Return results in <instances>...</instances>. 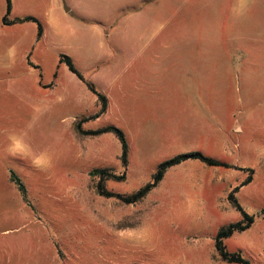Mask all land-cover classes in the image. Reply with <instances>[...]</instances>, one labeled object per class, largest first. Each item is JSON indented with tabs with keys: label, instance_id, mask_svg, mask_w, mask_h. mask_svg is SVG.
<instances>
[{
	"label": "rangeland",
	"instance_id": "obj_1",
	"mask_svg": "<svg viewBox=\"0 0 264 264\" xmlns=\"http://www.w3.org/2000/svg\"><path fill=\"white\" fill-rule=\"evenodd\" d=\"M20 4L37 23L0 35V264H227L230 193L254 222L223 245L264 264V0ZM75 124L119 129L127 167L113 134ZM192 152L227 167L183 161L134 204L98 194L129 197Z\"/></svg>",
	"mask_w": 264,
	"mask_h": 264
},
{
	"label": "trees",
	"instance_id": "obj_2",
	"mask_svg": "<svg viewBox=\"0 0 264 264\" xmlns=\"http://www.w3.org/2000/svg\"><path fill=\"white\" fill-rule=\"evenodd\" d=\"M7 3V13H9L10 11V0H6ZM22 20H14L12 23H18L21 22ZM23 21H33L35 23H37V21L34 18H25L23 19ZM3 22L6 23V18L3 19ZM42 36V30L41 27L38 25V29H37V38H41ZM61 63H64L69 72L72 73L74 76H76L79 80L82 81V77L81 75L76 71V69L74 68L73 64L71 63L70 59L67 57H61L60 59ZM88 90L97 97L98 101L101 103L102 106V110L101 112H104L106 109V100L104 98V96H102L100 93H98L96 91V89L93 87V85L87 83L86 84ZM74 131L75 133H77V135L79 136H98L100 134H104V133H111L113 134L117 140L120 143L121 146V156H120V162L121 165L123 166V168H126L128 165V155H129V147H128V142L124 136V134L119 130L116 129L114 127H107V128H103L100 130H96V131H82L80 129V124L78 125H74ZM186 160H199L202 163H204L207 166L210 167H227L226 164L224 163H220L218 161L212 160L210 158L204 157L202 156L200 153L197 152H192V153H187V154H183L180 156H177L175 158H172L170 160L164 161L162 163H160L157 167V170L154 172V174L152 175L151 178V182L144 185L142 188H140L138 191H136L133 195L129 196V197H123L120 195H115L112 193H104L101 190V186L98 184L96 186L97 190H98V194L100 196L106 197V198H117L119 199L121 202H123L124 204H134L136 202L141 201L158 183H160L165 175V172L176 165H179L180 163H182L183 161ZM106 170L104 169H96L94 171H92L90 173V176H96V175H105ZM111 178L113 179H117V180H121L122 177H115L114 175H109ZM10 180L12 182H15L19 192L24 196L25 195V190L24 187L18 182V181H14L13 177L10 178ZM251 180V177H248V179L246 180L245 183L241 184L240 187H242L243 185L249 183ZM237 189H235L236 191ZM227 200L229 201V203L232 205V207L238 211L241 214L242 220L240 222L237 223H233L230 224L226 227H222L220 229V231L218 232L216 239H215V250L218 254L219 259L227 264H251L249 260H247L246 258H244L240 253H229L226 251L225 246L223 245V241L230 238L232 236L233 233L236 232H243L245 230H247L254 222V218L247 215L239 206L237 200L233 197V195L230 193L227 196Z\"/></svg>",
	"mask_w": 264,
	"mask_h": 264
},
{
	"label": "crops",
	"instance_id": "obj_3",
	"mask_svg": "<svg viewBox=\"0 0 264 264\" xmlns=\"http://www.w3.org/2000/svg\"><path fill=\"white\" fill-rule=\"evenodd\" d=\"M22 2H23V0H10V11H9V13H7L6 0H0V35H2L1 32L3 30V32L6 35L11 34L12 37L16 38V39L19 38L20 40H23L25 38V36H27L25 24H27L29 22H32V23H35V22H33V21H23V19H25V18H32V17L27 16L26 14L22 15L20 13V7H21L20 3H22ZM145 12L149 13V14L152 13V12L154 13V6H152V7L151 6H147ZM4 18H6V21H7L6 23L3 22ZM17 19L22 20V21L18 22V23H15V22L12 23L14 20H17ZM89 84L93 85L92 83H89ZM93 87H94V85H93ZM86 88H87V86H86ZM87 90H88V88H87ZM129 152H130V150H129ZM251 180H250V182H251Z\"/></svg>",
	"mask_w": 264,
	"mask_h": 264
}]
</instances>
